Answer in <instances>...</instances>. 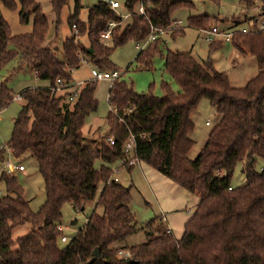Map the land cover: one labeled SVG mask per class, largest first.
Masks as SVG:
<instances>
[{"label": "trees", "instance_id": "1", "mask_svg": "<svg viewBox=\"0 0 264 264\" xmlns=\"http://www.w3.org/2000/svg\"><path fill=\"white\" fill-rule=\"evenodd\" d=\"M68 1L51 0L57 23ZM81 1L74 0L68 24L78 28V35L86 37L88 46L71 35L63 43L64 60L60 61L52 49L44 46L49 24L37 0H0L8 10L19 4L21 23L33 14L32 31L12 35L0 11V72L17 60L19 69L26 67L36 79L47 83L19 94L24 104L13 120L7 144L15 159L26 153L34 159L45 200L39 211L33 212L16 178L1 171L0 182L6 194L0 195V264H84L93 258L94 251L99 255L92 264H264V167L260 172L255 169L257 159L264 160L262 68L243 87H233L228 75L217 71L210 60L199 62L189 52H164L157 39L138 51L135 61L148 69L155 56L163 57L164 72L179 91L165 84L163 95L158 97L151 91H135L119 77L108 90L111 110L106 136L88 139L82 128L87 117L97 110V81L75 88L69 69L76 70L81 65L82 55L96 69H114L109 61L114 48L130 40L144 41L151 27H172L174 14L182 9L192 11L194 5L188 0H126L123 9L129 14V22L122 25L116 12L101 1L88 6L86 20L80 21ZM238 2L246 10L257 4L264 7V0ZM136 6H142L143 14H138ZM255 21L257 17L245 22L250 26ZM109 22L117 25L112 30L111 45L107 46L99 34ZM212 22L207 15H189L186 27L203 30ZM179 28L178 32L183 33ZM229 29L236 30L234 26ZM223 43H209V52L219 50ZM231 45L264 66V30H236ZM58 79L65 89L56 94ZM74 92L75 98L70 100ZM202 99L209 101L220 119L197 158L191 160L188 154L194 142L190 135L195 127L191 115ZM12 100L10 88L0 83V108ZM129 135L135 137V156L141 163L198 197L180 238L164 229H151L152 219L138 228L129 207L130 187L112 179V168L124 159L122 146ZM109 137L113 145L106 143ZM3 150L0 149V161ZM238 163H243L245 183L232 187ZM94 202L102 206L103 213L93 210L83 227L61 244L60 238L66 235L57 227L62 225L64 204L79 212ZM24 224L31 226V232L13 240L14 229ZM144 228L152 230L144 243L115 246ZM119 251L129 257L119 256Z\"/></svg>", "mask_w": 264, "mask_h": 264}, {"label": "rangeland", "instance_id": "2", "mask_svg": "<svg viewBox=\"0 0 264 264\" xmlns=\"http://www.w3.org/2000/svg\"><path fill=\"white\" fill-rule=\"evenodd\" d=\"M96 0H82V8L79 11L78 19L84 22L87 18V7L95 3ZM120 4L115 12L119 17L127 15L124 5L126 0H113ZM194 5V9L189 11L182 9L176 12L173 18H182L183 24L186 26V18L189 15L203 14L209 16L213 21L212 24L219 28H229L234 26L238 29L241 26H247L245 22L252 16L260 18V22H264V7L254 6L249 10L244 9L238 0H220L219 4L202 0H188ZM41 6L43 14L46 16L49 24L48 33L45 37L44 46L52 49L57 59L64 60L62 46L67 38L71 35H76L77 40L88 46L85 36H79L78 28L76 31L69 27L68 18L72 15L74 10V0H69L64 6L59 16L57 23L56 16L52 11L51 0H37ZM140 13V6L135 8ZM0 11L4 20L8 23L12 35L26 34L32 31L33 14L28 16L26 23H21L19 19L20 6L17 4L14 10H8L0 3ZM232 21H235L233 24ZM129 22L128 18L124 19L122 25ZM237 23V24H236ZM211 24V25H212ZM212 25V26H213ZM183 27V26H181ZM171 29L166 39V44L161 41L162 50H170L173 52L185 53L189 52L199 62L211 61L213 67L217 71L225 72L228 75L229 81L233 87L241 88L248 80L259 73V68L264 71V66L260 67L256 60L250 56L240 55L234 48L225 43L222 49L215 52H209V43L205 40L203 31L191 27H185L184 34L178 32V28L170 27ZM169 28V29H170ZM231 30V29H228ZM182 34V35H181ZM78 35V36H77ZM161 40V38H160ZM110 46L111 42H103ZM136 42L130 40L124 45L113 49L109 56L110 63L114 66L112 68L102 67L96 69L95 66L89 62L88 57L81 56V65L71 72L74 81H84L83 83L93 82V75L96 71H118L119 77L125 80L137 92H153L155 96L161 97L163 95L162 87L167 84L172 91L178 92L177 84L164 72V58L155 56L152 59L150 68H144L141 64L135 61L138 50L135 48ZM18 61L13 60L7 64L0 72V83H4L10 88L13 100L5 108H0V146L4 147V158L0 161V174L3 166L9 162L12 165H23L24 171L14 172L10 175L14 176L18 184L24 191V199L28 201L30 209L33 212L39 211L45 196L44 185L40 174L38 173L37 164L30 154L26 153L21 158L15 159L9 151L7 144L11 138L13 120L18 115L24 101L20 97V93L27 88H36L38 86L47 85L46 82L40 81L25 67H18ZM257 67V69H256ZM261 70V69H260ZM261 70V71H262ZM75 88H79L82 84L75 83ZM110 82L101 80L95 84L94 97L97 100V110L90 114L82 128L84 137L88 139L99 140L106 136L107 116L111 110L108 104V90ZM18 97V98H17ZM220 115L216 112L207 99H202L198 105L197 110L192 113L191 120L194 123V131L190 135L194 145L188 157L195 160L204 146L210 130L217 124ZM3 157V156H2ZM99 165V163H97ZM140 165V166H138ZM133 167L121 168L115 173L120 184L125 187H130L131 201L130 210L134 215L138 228H142L148 221L152 219L153 228L156 232H162L165 223H168L169 228L173 231L175 238H180L183 232L185 221L194 212V203L198 201L196 195H192L174 184L169 178L162 173L150 168L149 166L139 163ZM243 163H238L231 179V186L238 187L245 183V175L242 172ZM256 171L264 167V160L257 159ZM9 174V173H8ZM101 186L98 187V192ZM179 193L184 195V200L180 202L183 204L182 209L167 208L165 203H171V199L177 198ZM5 186L0 182V195H5ZM180 200V199H179ZM181 208V207H180ZM98 214L103 213L102 206L96 204L86 205L84 210L76 212L71 205L64 204L62 207V225L67 229L64 230V235L72 237L79 231L86 222V219L92 211ZM166 217V222H161V215ZM74 222V225L71 223ZM31 226L24 224L14 229L12 238L16 240L29 232ZM150 233L152 230H148ZM145 228L140 229L135 234L127 237L124 241L115 244L116 247L132 246L144 243L146 241ZM64 244V243H61ZM16 248L15 244L12 245Z\"/></svg>", "mask_w": 264, "mask_h": 264}, {"label": "built area", "instance_id": "3", "mask_svg": "<svg viewBox=\"0 0 264 264\" xmlns=\"http://www.w3.org/2000/svg\"><path fill=\"white\" fill-rule=\"evenodd\" d=\"M96 1H101L104 2L106 4L109 5V7L116 11L118 8H120V4L116 1L113 0H96ZM140 13L143 14V8L142 6H140ZM119 18L121 19V22H123L124 19L128 18V14L124 15V16H119ZM117 25L116 22H109L106 29L103 30L99 36H100V40L101 42H108L111 40L112 37V30L113 28ZM181 25V21H175L173 24V27H179ZM254 25H256V27H254ZM73 29L76 31V26L73 25ZM173 29V28H168V29H156L151 27L150 28V32L147 36V38L142 41V42H137L136 43V49L138 51H142L149 43L156 41L157 39H160L163 35L168 34V32ZM237 31H240L241 33H250L251 31H262L264 30V22H260V21H255V22H250V26H242L239 27L238 29H236ZM236 30H221L219 29L217 26H210L208 28L203 29V33L205 36V40L208 43H213V42H230L232 40V36H233V32H235ZM70 72L74 71V68L69 69ZM120 73H118V71H111V72H104V71H96L93 75V80L94 81H101V80H105V81H109L110 85L113 83L114 80L119 78ZM83 84V83H81ZM80 84V85H81ZM56 87L54 89V93H60L61 90L65 89V87L63 86L62 82L58 79L56 80ZM75 92L74 94L71 95V97H69L70 100H73L75 98ZM18 98V97H17ZM106 143L108 145H113L114 144V140L112 137H109L108 139H106ZM0 149H4V147L0 146ZM10 151V150H9ZM122 153L124 156V159H122L121 161L118 162V164H116V166H114L112 168V179L114 182H119V179L117 176H115V173H117V171L121 168H125V167H133L135 165H138L140 163V161L136 158L135 156V137L133 135H129L128 138L126 139V141L124 142L123 146H122ZM24 167L21 164L18 165H12L9 162H7L4 166H3V170L9 174H12L14 172H21L23 171ZM67 229L66 227H64L63 225H59L57 227V230L59 231H63ZM167 234L171 233L170 229L166 230ZM61 243H65L68 241V237L67 236H62L60 238ZM119 256L122 257H129L128 253H125L123 251H119L118 252Z\"/></svg>", "mask_w": 264, "mask_h": 264}, {"label": "crops", "instance_id": "4", "mask_svg": "<svg viewBox=\"0 0 264 264\" xmlns=\"http://www.w3.org/2000/svg\"><path fill=\"white\" fill-rule=\"evenodd\" d=\"M257 6H260V4H257ZM252 17H254V16H252ZM188 18V17H187ZM187 18H186V20H187ZM182 18H180V17H176V18H174V21H181V25L179 26V27H181V26H183L182 27V29L184 30L185 29V25L183 24V22H182V20H181ZM257 21H260V18H258L257 19ZM220 29H222V30H228L229 28H220ZM200 31H202V30H200ZM170 32H168V34H169ZM168 34H166V35H163L162 37H161V41H163L165 44H166V39H168V37L170 36V35H168ZM182 34H184V31H183V33ZM181 34V35H182ZM225 43H228V44H230L231 45V43L230 42H224L223 43V46H222V48L224 47V45H225ZM232 46V45H231ZM233 47V46H232ZM135 48H136V46H135ZM222 48H220V49H222ZM234 48V47H233ZM234 50L236 51V52H238L239 53V51L238 50H236L235 48H234ZM240 54V53H239ZM240 55H242V54H240ZM243 56H247V55H243ZM256 69H257V67H256ZM84 81H74L73 79H72V84H74V86L75 85H77V84H75V83H78V85L79 84H81V83H83ZM71 90H73V89H71ZM2 156H3V158H4V153L2 154ZM20 164V163H19ZM22 165V164H21ZM138 166H140V165H138ZM2 170H3V168H2ZM1 170V171H2ZM25 169H23V171H24ZM17 172V171H16ZM184 198V195L182 194V193H179V196H177V198H172L171 199V203H165V206L167 207V208H169V207H174L173 209H176V208H179V210L180 209H182V206H183V204L180 202L181 200H184L183 199ZM180 199V200H179ZM196 204H197V202H195L193 205V207H194V209H195V206H196ZM181 207V208H180ZM177 210V209H176ZM191 216V215H190ZM190 216H189V218H190ZM188 218V219H189ZM187 219V220H188ZM186 220V221H187ZM162 221H164V222H166V217L162 214L161 215V222ZM185 221V222H186ZM71 225H74V222H72L71 223ZM167 229H170L169 228V226H168V223L166 222L165 223V227H164V230L166 231ZM171 230V229H170ZM146 232V234H150V232L148 231V230H146L145 231ZM171 234L173 235V231L171 230Z\"/></svg>", "mask_w": 264, "mask_h": 264}, {"label": "water", "instance_id": "5", "mask_svg": "<svg viewBox=\"0 0 264 264\" xmlns=\"http://www.w3.org/2000/svg\"><path fill=\"white\" fill-rule=\"evenodd\" d=\"M98 255H99L98 252L97 251H94L93 252V258L90 261H88V262H86L84 264H92V262L95 260L96 257H98Z\"/></svg>", "mask_w": 264, "mask_h": 264}, {"label": "bare ground", "instance_id": "6", "mask_svg": "<svg viewBox=\"0 0 264 264\" xmlns=\"http://www.w3.org/2000/svg\"><path fill=\"white\" fill-rule=\"evenodd\" d=\"M219 28V27H218ZM220 29V28H219ZM222 30V29H221Z\"/></svg>", "mask_w": 264, "mask_h": 264}]
</instances>
